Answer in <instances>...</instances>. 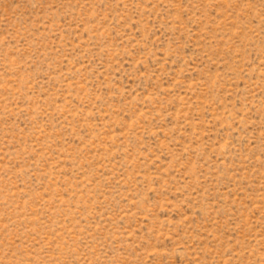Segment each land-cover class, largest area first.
<instances>
[{
	"label": "rangeland",
	"instance_id": "1",
	"mask_svg": "<svg viewBox=\"0 0 264 264\" xmlns=\"http://www.w3.org/2000/svg\"><path fill=\"white\" fill-rule=\"evenodd\" d=\"M0 264H264V0H0Z\"/></svg>",
	"mask_w": 264,
	"mask_h": 264
}]
</instances>
